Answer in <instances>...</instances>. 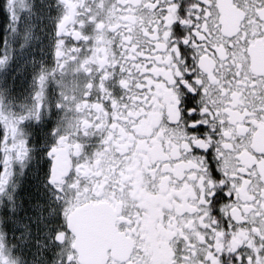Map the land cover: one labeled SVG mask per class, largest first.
<instances>
[{
  "label": "snow or ice",
  "instance_id": "1",
  "mask_svg": "<svg viewBox=\"0 0 264 264\" xmlns=\"http://www.w3.org/2000/svg\"><path fill=\"white\" fill-rule=\"evenodd\" d=\"M0 264H264V0H0Z\"/></svg>",
  "mask_w": 264,
  "mask_h": 264
}]
</instances>
